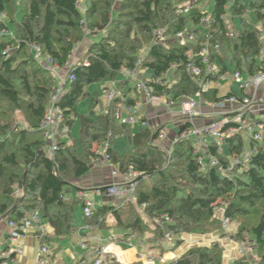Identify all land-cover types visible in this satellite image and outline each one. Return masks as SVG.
Listing matches in <instances>:
<instances>
[{"label":"trees","instance_id":"trees-1","mask_svg":"<svg viewBox=\"0 0 264 264\" xmlns=\"http://www.w3.org/2000/svg\"><path fill=\"white\" fill-rule=\"evenodd\" d=\"M116 1L83 0L81 10L79 0H0V218L19 222L39 212L42 223L52 230L40 243L55 260L60 242L70 240L76 231L73 211L78 200H65L63 190L88 173L93 145L103 141L110 162L121 172L132 169L139 174L137 187L130 202L97 207L89 219L83 217L86 224L120 230L126 233L121 237L124 241L132 234L162 257L165 250L161 244L168 241L167 234L176 249L182 235L218 231L217 207H222L223 219L228 222L240 223L257 214L254 222L240 224L232 237L246 232L259 256L255 264H264V141L251 142L253 153L246 167L236 166L229 174L223 172L231 167L228 158L210 144L208 156L217 158L219 166L201 172L198 160L203 154L195 151L192 141L178 140L167 153L151 144L157 133L141 129L131 134L129 125L116 123L114 114L122 97L103 113L101 100L88 91L90 85L115 81L122 69L132 68L143 48L141 69L150 71L152 78L145 81L149 93L172 102L198 91L186 65L191 53L192 63L205 76L200 62L205 43L209 62L218 72L232 70L246 76L264 72V59L259 57V51H264V0H119L115 10ZM208 2L213 3L210 14L203 10ZM203 18H208L206 24L201 23ZM236 18L240 29L234 25ZM104 30L106 35L91 41L82 60L68 69L67 76L72 79L64 84L65 92L55 104L62 113L60 130L68 129V135L75 121L78 123L80 150L77 144L69 146L59 137L49 159L48 141L41 129L57 81L49 65L65 68L77 45ZM154 30H163L164 43H152ZM184 31L193 39L175 42L174 37ZM32 46L38 47L45 65L35 58ZM164 73L174 80L170 87L158 81ZM128 83L120 82L119 90ZM217 96L213 88L204 98L212 103ZM83 99L88 109L78 113L77 105ZM15 113L21 115L24 126L16 121ZM117 136L133 147V155L114 152ZM222 144L230 156L238 157L243 151L238 135ZM16 189L18 197L14 196ZM107 216L113 218V225L106 221ZM155 219L158 224L153 226ZM223 263L221 249L215 244L192 247L164 264ZM104 264L118 263L110 258V263ZM231 264L251 263L240 259Z\"/></svg>","mask_w":264,"mask_h":264},{"label":"built area","instance_id":"built-area-1","mask_svg":"<svg viewBox=\"0 0 264 264\" xmlns=\"http://www.w3.org/2000/svg\"><path fill=\"white\" fill-rule=\"evenodd\" d=\"M77 7L81 9V2L77 4ZM186 12V10H185ZM263 12V11H262ZM208 18H203L201 23L206 24ZM152 43H164L163 30H154L152 32ZM188 40H192L193 37L189 32L184 31L178 33L174 37V41L183 44ZM217 48V46H215ZM31 51L35 52V58L39 54V49L37 46H32ZM202 59L201 64L205 66V76H201L200 69L195 66L193 61V55L188 54L189 63L186 65V71L190 78L197 84L198 91L194 96H184L179 101H177L179 114L183 120L182 130L179 135L175 138L172 146L178 140H189L196 143V146H201L202 140L204 138L212 139L216 144H222V142L233 136H240L243 140V151L240 156H233V164L230 168L223 170V172H228L230 169L236 166L246 167L249 162L250 156L253 150L250 149V143H262L264 141V103L261 99L256 98L255 93L259 88L264 87V72H258L252 76H246L239 71L227 70L225 72H218L215 65L209 62V46L207 43L204 44L200 52ZM260 59H264V51L261 49L259 51ZM38 59V58H37ZM142 59L139 56L133 67L130 69H122L120 76L124 81L132 82L135 85V91L144 96L147 104H161L167 108H171L175 102L168 100L165 97H160L156 95H151L146 86V82L142 78ZM48 62V61H47ZM51 74H54L57 69L54 66L49 65ZM214 78V80H211ZM68 79H72V76H66L63 85ZM163 85L170 87L173 83L169 81L168 73L162 74L158 80ZM229 81L238 86L243 95L237 97L233 94H225L217 96L216 100L211 104L214 109L218 110V115L210 120L207 124L197 127L194 125V120L201 116L200 108L201 105L206 101L204 95L211 89H213L215 82H226ZM252 89L253 94H245V91ZM104 100L105 108L116 99L121 98V92L118 88V83L112 81L109 83L108 87L104 90ZM58 98L53 94L49 101V107L41 123V129L44 130V136L48 141V147L46 149L47 158L51 159L53 152L57 149V138H64L67 134L66 128L60 130L59 126L62 123V113L61 110L55 105ZM115 121L122 125L135 126L138 125L142 129H149L147 121L143 120L139 114L136 106H131L128 110V115L123 116L120 110H116L114 114ZM151 133H157L155 140L151 144L158 147L157 142L164 139L165 134L159 132V130L151 131ZM195 147V146H194ZM171 149L166 151L171 152ZM200 152L201 151H197ZM93 158L95 162L105 165L110 162V156L107 153V143H105L99 150L93 153ZM199 171L203 172L208 167L219 166V161L217 158L209 156L206 159L201 156L198 160ZM115 175V172H113ZM121 176L122 182L120 184L112 183L103 187L102 191L106 196L111 198H120L122 204L130 202L135 194V189L137 187L136 179L139 174L132 169L124 172ZM96 192H99L96 191ZM20 194L19 190L14 191V196L18 197ZM81 200H83L82 213L85 219H89L93 210L95 209L94 203L86 198L84 192H79ZM2 219L0 218V221ZM226 221V220H225ZM6 226L8 228V247L0 255V264H9L15 260V257L23 253L22 247L18 244V241L24 238L29 233L37 234L39 240V245L35 252V258L32 264H60L51 261V251L48 247L40 243L42 237L46 235L45 227L42 223L39 212L35 211L29 216L23 218L19 222L5 220ZM153 222H158V220H153ZM228 221H226L227 223ZM165 239L170 241V235H166ZM127 246H132L131 242H127ZM80 248L82 250L88 249V244L84 238L80 242ZM241 251V250H240ZM93 259L90 264H104L110 263L108 261L107 255L103 248L95 249L93 252ZM155 261L161 264L167 261L163 257L154 259L148 257L143 261V264H155ZM77 264H87V258H82Z\"/></svg>","mask_w":264,"mask_h":264},{"label":"crops","instance_id":"crops-1","mask_svg":"<svg viewBox=\"0 0 264 264\" xmlns=\"http://www.w3.org/2000/svg\"><path fill=\"white\" fill-rule=\"evenodd\" d=\"M61 71V69L59 70ZM150 72V71H149ZM144 71L142 72V75ZM62 76V74H61ZM67 76V75H66ZM66 76L63 75L61 79H66ZM65 77V78H64ZM120 79H116L115 81L118 83L124 81L123 78L119 75ZM169 81L171 83L174 82L170 73L168 74ZM143 78V76H142ZM144 81H150V77L148 79H143ZM63 82L57 80L56 88L53 92L54 95L58 96V98L65 92ZM110 82L103 84L101 88V92L108 87ZM234 83L229 81L226 82H215L214 88L216 89L218 96L225 95V94H233L237 97H241L243 93L236 85L238 92L232 90ZM67 89V87H65ZM119 88V87H118ZM252 89H248L245 91V94H253ZM97 89L91 95L96 94ZM123 101L120 103L119 107L116 110H120L123 116L128 115V110L131 106H136L140 116L143 120L147 121L148 130L155 131L159 130V132H163L165 134L164 139L160 142H157L159 148L164 149L167 151L172 147V143L174 142L175 138L179 135L182 130L183 120L179 114V108L177 102L173 104L171 108H167L161 104H147L144 96L140 93L135 91V85L130 82L120 89ZM255 93L256 98L261 99L264 103V87L259 88ZM129 102V103H128ZM102 112L105 113V100L101 103ZM97 112L100 111L99 108L96 109ZM201 116L194 120V125L197 127L203 126L207 124L210 120L218 115V110L214 109L212 104L207 100L204 104L201 105L200 108ZM76 122V121H75ZM117 123V122H116ZM119 124V123H117ZM78 126V123H77ZM138 125L129 126V130L131 134L137 133L141 130ZM210 142L202 140L201 149L203 156L208 159L209 154L207 153L208 146L210 144H215L212 139H208ZM64 142L65 139H63ZM68 145V143L66 142ZM77 144L78 150H80V145L78 140L75 142ZM219 147L218 144H215ZM48 147V146H47ZM204 150V152H203ZM134 150L129 155H133ZM127 155V154H122ZM120 155V156H122ZM117 167V166H116ZM115 168L113 166H106L101 165L97 162H92L91 167L87 174L83 177L74 180L71 182V185L67 187L65 192H63V198L65 200L68 199H76L78 200V204L80 205V209L77 210L74 207L73 211V218H74V225L76 227V231L70 240H64L60 242V251L56 255L55 260L56 263L60 264H77L82 258H87V264H90L93 259V252L95 249L103 248L106 255L109 258L115 259L116 262L119 264H132L135 262L145 261L146 258L152 257L154 259L159 258L158 250L157 253L151 252L149 246L145 241L142 239L135 238L132 234H130L127 239L124 241L121 237L126 234L120 231H116L114 229L109 230H100L98 227L94 225H88L84 221L83 213H82V206L83 200H81L79 196V192H84L86 198L91 200L95 208L100 206H106V204L111 203L115 206H119L122 203L120 198H111L106 196L102 191H100L103 187L117 183L120 184L122 182L120 176H111L110 170ZM74 189V191L72 190ZM99 192H96L98 191ZM45 227L46 235L52 233L51 228L43 222ZM84 238V240L88 244L87 250H82L80 248V242ZM178 239L182 240L184 244H181L178 248L173 250L174 241H169L166 244L162 243V248L165 250L162 257L168 261H174L179 258L184 250L194 243L200 241L197 238H194L190 235H182L178 237ZM127 242H131L132 246H127ZM18 244L22 247L23 253L15 257V260L9 264H32L35 258V252L39 245V240L37 238V234L29 233L24 238L18 241ZM8 243V228L6 226L5 220L0 221V255L7 249ZM62 252V254H60ZM51 259V258H50ZM52 261V260H51ZM158 261H155L157 264ZM229 260H224L223 264H230Z\"/></svg>","mask_w":264,"mask_h":264},{"label":"rangeland","instance_id":"rangeland-1","mask_svg":"<svg viewBox=\"0 0 264 264\" xmlns=\"http://www.w3.org/2000/svg\"><path fill=\"white\" fill-rule=\"evenodd\" d=\"M79 2H81V10H83V5H82L83 0H79ZM118 2H119V0H117L115 2V4L113 5L114 6L113 8L115 10L118 7ZM212 9H213V3L212 2L206 3L203 7L204 12H207L208 14H210L212 12ZM113 15H114V19H115L116 13L114 12ZM234 25L237 29H240V20L238 18H236L234 20ZM106 32H107V30L99 32L97 35L89 37L86 40H84L82 44L77 45V47H75V49L71 55V58L69 60L68 65L65 68L61 69V71H59L60 69H57V71L54 74H51V72H50L51 76L53 78H55L56 80H59V78H60V82H63L64 79H61V78L63 77V75H65V76L67 75L68 69L70 67L74 66L75 64H77L79 61L82 60L84 53H85V49L87 48L88 44L91 41H98L101 37L106 35ZM86 33H87V31H86ZM145 51H146V48H143L139 52V56L141 57L145 53ZM36 57L38 58V59L37 58L36 59L40 63L45 65V62H43V59H41L42 57L39 54H37ZM48 69L50 71V68H48ZM143 71H144V74L142 75L143 79H148L150 77V72L146 69H142V72ZM171 72L172 71H170V73ZM61 74H62V76H61ZM118 79H120L119 76H118ZM105 83H107V82H105ZM105 83L94 84V85H90L88 87V91L90 93H93L95 91V89H97V92H95L96 94H94V96H97V98H99L101 100V102H103V100L105 98L104 92H101V88H102L103 84H105ZM56 84H57V81H56ZM232 90L235 92H238V89H237L235 84H233ZM56 97L58 98V96H56ZM97 108L98 107H95V110ZM87 109H88V105H87L86 99H83L82 101H80L78 103V105H77V112L78 113H85L87 111ZM15 114L17 116L16 121L19 122V124L24 126L23 119H22L21 115L19 113H15ZM77 136H78V126H77V122H75L70 129V134H68V135L66 134L64 139L68 143L69 146H74L75 142L77 141ZM208 139L209 138H204L205 141L210 142V140H208ZM104 144H105V142L99 141L93 145V148H92L93 151L90 152V156L92 158L91 164H92V162H94L93 161L94 160L93 153L95 151H97L98 148H101ZM193 145L195 146L194 147L195 151L196 150L202 151L201 147L196 146L195 142H193ZM113 150L118 156H120L122 154L129 155L132 153L133 147L128 142H126V140L122 136H117L114 139ZM218 150L221 154L225 155L228 158L230 164L232 165L233 164L232 163L233 162V156L228 155L223 144H219ZM110 165L115 167V168H112L110 170L111 176H120L124 173V172H121L116 167L115 163L108 162L106 164V166H110ZM90 167H91V165H90ZM113 172H115V175H113ZM229 173H230V171L226 172L225 174H229ZM67 187H69V186H67ZM67 187H65L63 192H65ZM72 190L74 191V189H72ZM106 206H115V205L108 203V204H106ZM75 207L77 210L80 209V205H76ZM216 217L220 221V229L218 231H213V232L206 234V235H190V236H193L194 238L199 239L200 241H198L197 243H194L192 246L186 248L184 250V252H186L187 250L191 249L192 247H196V246L197 247H211L215 244H218L219 249H221V256H222L223 261L224 260L226 261L228 259L229 262H232V261L244 259L251 264H255L259 260V256L257 254L256 248L253 246L252 241L250 240V236L246 232H243L239 238H237V237L233 238L232 236L236 235V232L239 230L240 224H241V226H244V224H246L247 221L254 222V220L257 218V214H254L252 216H247L246 219H241L240 223H237V222H227L226 223V221L223 219L222 207H217L216 208ZM106 221L110 225L114 224V220L111 216H107ZM153 223H154L153 226H156L158 224V222H153ZM116 231H120V230H116ZM167 242H169V241H165L163 243L166 244ZM181 244H184V243L182 242ZM181 244H180V246H181ZM173 250H175V249H173ZM151 252L157 253V251H155V250H151ZM60 254H62V252ZM107 258H108L107 260L109 261L110 258L108 256H107Z\"/></svg>","mask_w":264,"mask_h":264}]
</instances>
